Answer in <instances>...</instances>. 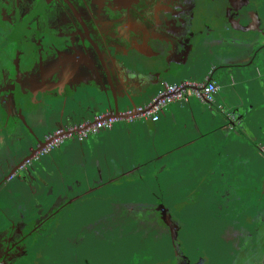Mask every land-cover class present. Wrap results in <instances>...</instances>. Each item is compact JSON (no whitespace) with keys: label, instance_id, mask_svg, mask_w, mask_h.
Instances as JSON below:
<instances>
[{"label":"flooded vegetation","instance_id":"1","mask_svg":"<svg viewBox=\"0 0 264 264\" xmlns=\"http://www.w3.org/2000/svg\"><path fill=\"white\" fill-rule=\"evenodd\" d=\"M197 54L248 89L245 114L223 116L249 147L209 139L205 178L78 137L151 95L142 75L186 57L167 81L198 72ZM52 70L87 80L51 89ZM202 106L194 121L219 131ZM0 264H264V0H0Z\"/></svg>","mask_w":264,"mask_h":264},{"label":"crops","instance_id":"2","mask_svg":"<svg viewBox=\"0 0 264 264\" xmlns=\"http://www.w3.org/2000/svg\"><path fill=\"white\" fill-rule=\"evenodd\" d=\"M216 70H214L212 74V79L216 80L220 90L216 95L215 102L220 100V98L223 99L224 102H226V104L225 103L220 104L219 106L220 110L221 108L222 110H224L225 107H228L231 110L240 108L243 105L244 102L243 100L245 99L246 94H248L246 92L248 91V89L244 88L245 93H243L242 88L237 86V82L232 77L226 78L225 75H228V72L226 70H223L224 75L221 74L220 80H217L214 77V73ZM171 76L177 78V75H171ZM185 79L186 78L181 79V82H183ZM194 80H195L194 82H199L196 73L194 75ZM227 80H230V82ZM187 81L192 82L191 80H188V78ZM181 82L167 81L166 83H181ZM158 89L159 87L155 88L154 91L157 92ZM151 97L152 96H150L149 98ZM137 101L133 102L124 109L134 107L136 105H142L146 102L145 101L142 104H140L137 103ZM202 110H203L202 103L198 109L197 108L193 109L191 106H189V108L183 107L182 110L183 112L179 111L178 113L179 117H178L176 114H174L171 104L168 110L162 111L160 113V119L157 122H151L145 120L148 126L146 129L139 127L136 138L137 142L133 143L134 145H132L131 142L129 144L128 142L125 141L122 144L126 147V149L128 150L129 154L132 156L133 159L140 158V160L142 159L143 162L154 159L157 156H162L166 158L167 162H169L172 156H174L173 158L179 159L180 162L184 161V163L189 164L188 167H182L183 169H185V172L187 171L186 175L188 176L189 179L192 180L194 179L198 180L197 178L203 179L205 178V176L208 175V170H207L208 162L206 160V162L202 164V162L200 161L202 154L199 153L200 151L199 147L201 145H203L204 143L207 144V141L212 138L214 142L220 140V144L224 141L225 142L224 144L233 145L236 142L235 140L237 138H241L242 144L245 145L246 147H249V140L247 139V136L244 137V135L237 134V132H235V130L232 129L233 127L232 128L227 127L225 124L226 121H224L222 116L221 117L219 116L220 113H217V117L220 120L215 119L217 123H220L219 131L215 130L217 125L211 126V123H209L208 121L201 122L202 123L201 126H198L196 121L194 120L195 118L199 117ZM210 110H213V108ZM221 114L223 115V113ZM184 117L186 119L192 120L193 127H191V125L189 127L188 125H186L187 123H184L185 125H183L181 129L177 128V122L183 119ZM138 122H142V121H136V123ZM246 127H249V123H247ZM108 135L110 136L111 134ZM119 141L120 140H117V142ZM242 156H243L242 154L232 151L230 152V154H227L225 158L223 157L221 158L222 160L224 159L226 161H232L235 159H239Z\"/></svg>","mask_w":264,"mask_h":264},{"label":"built area","instance_id":"3","mask_svg":"<svg viewBox=\"0 0 264 264\" xmlns=\"http://www.w3.org/2000/svg\"><path fill=\"white\" fill-rule=\"evenodd\" d=\"M214 67H210L205 81L190 82L183 81L181 83H164L155 95L149 98L144 104L136 105L117 112H100L94 116L92 121L83 122L76 128L80 139L88 134L95 135L99 131L111 130L116 123L125 122L128 124L136 121L157 122L160 119V113L168 110L176 101L182 106L189 104V98L194 97L201 101L202 104L213 105L220 88L216 80L212 79ZM55 144H59L57 139ZM52 145V144H51ZM48 145L42 153H46L50 149Z\"/></svg>","mask_w":264,"mask_h":264},{"label":"rangeland","instance_id":"4","mask_svg":"<svg viewBox=\"0 0 264 264\" xmlns=\"http://www.w3.org/2000/svg\"><path fill=\"white\" fill-rule=\"evenodd\" d=\"M200 53V52H199ZM201 59V60H200ZM203 60L204 59H202V57H201V55L200 54H197L196 55V61H197V64H198V66H197V70H198V72H196V74L198 73L199 75H200V78H199V83H202V82H204V80H205V78H206V75H207V73H208V71H209V66H207V65H205V63L203 62ZM196 64V65H197ZM228 72V71H227ZM221 74L222 75H224V72H223V69H221V68H218L216 71H215V73H214V77L217 79V80H220V78H221ZM194 75H195V73H186L185 74V76L183 77V78H188V80H191L192 82H194L195 80H194ZM226 76V78H230V76H229V73H228V75H225ZM182 78V79H183ZM170 82H181V79H170L169 80ZM227 81H229L230 82V80H227ZM155 91H153L152 93H151V95L150 96H153V95H155ZM150 96H146V97H144L142 100H139V101H137V103H140V104H142L143 102H145V101H147L148 99H149V97ZM220 97V96H219ZM222 98H223V95H222ZM215 101H216V99H215ZM189 103L190 104H187L185 107L186 108H189V106H191L193 109L194 108H199L200 106H201V101L199 100V99H197V98H194V97H190L189 98ZM222 103H225L226 104V102H224L223 101V99H221L220 98V100H218L217 102H214V108L213 109H215V111L217 110V108L218 109H220L219 108V106H220V104H222ZM182 105H181V103L179 102V101H176V102H174L173 104H172V110H173V112H174V114H176L178 117H179V115H178V113H179V111H182L183 110V107H181ZM226 106V105H225ZM205 107V106H204ZM207 108V110H208V107H205V109ZM224 108V107H223ZM221 112H220V117L222 116L223 117V119H224V121H225V118H224V116L221 114L222 113V108H221V110H220ZM183 112V111H182ZM208 112L210 113V112H212V111H210V110H208ZM213 113V112H212ZM215 117H216V120H220L218 117H217V115L215 114ZM91 121L94 119V116H92V117H90L89 118ZM218 125V124H217ZM219 125H220V123H219ZM147 126H148V124H147V122L146 121H142V122H138V123H134V124H127V123H116L115 125H114V127L111 129V130H108V132H103V137H105V136H108L109 138H112V139H116V140H124L125 142H128L129 144H130V142H131V144L132 145H134L133 143H135V142H137V133H138V129H139V127L140 128H144V129H146L147 128ZM102 134V133H101ZM108 134H111L110 136L108 135ZM114 137H116V138H114ZM229 137V136H228ZM227 138V137H226ZM236 140H240V139H236ZM211 141V140H210ZM73 142V139H66V141H65V144L66 145H70V143H72ZM214 144H216L217 146H219L220 145V140L219 141H217V142H215ZM208 145H210V144H206V143H204L203 145H201L200 147H199V153H201L202 154V157H201V159H200V161L202 162V164H204V162H206V160H207V162H208V160L209 159H211V158H209V154H211V152L208 150L207 151V149L209 148V146ZM208 147V148H207ZM217 148H219V147H217ZM243 155H244V153H243ZM244 158V157H243ZM208 164H209V162H208ZM197 179H201V178H197ZM201 181V180H200ZM143 189H145V190H148V188H147V186H145L144 185V187H143ZM224 248H230V246H227V245H224V246H222V248H220V250L222 251V250H224ZM220 251V252H221Z\"/></svg>","mask_w":264,"mask_h":264},{"label":"water","instance_id":"5","mask_svg":"<svg viewBox=\"0 0 264 264\" xmlns=\"http://www.w3.org/2000/svg\"><path fill=\"white\" fill-rule=\"evenodd\" d=\"M187 60H188V57L185 58L183 64H181V67L179 68V71L176 72V73H172V72L168 71V68L165 65V70H163V71L156 72V73H148V74H144L142 76L144 78H146V79H149V80L153 81L152 85H150L151 88L153 86H156V88L161 87L162 85H164V83L167 82V77L168 76H170V75H179L180 74V72L184 68ZM67 71L68 70H61V71L52 70L50 75L42 78V79H44L43 80V85L46 86V87H49L51 89H57V88L62 87L66 83L75 84V83H82L85 80H87L86 79L87 78L86 75L83 74V73H77L78 75H75V76H68L67 75ZM184 81H187V78ZM186 105L187 104H185V106ZM244 109H242L240 107V108H236V109H232L231 110L230 108L225 107L224 110L222 111V113L225 114L228 118L231 117L232 115L236 116V118H239L242 113L245 114L246 110H244ZM114 112H117V111H114ZM243 123L246 126L247 123H249V121L245 120V121H243ZM238 124L239 123H236L235 126H237ZM232 127H234V125H232Z\"/></svg>","mask_w":264,"mask_h":264}]
</instances>
